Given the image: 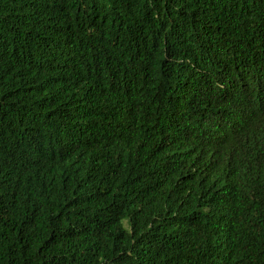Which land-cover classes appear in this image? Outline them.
<instances>
[{
    "label": "trees",
    "instance_id": "trees-1",
    "mask_svg": "<svg viewBox=\"0 0 264 264\" xmlns=\"http://www.w3.org/2000/svg\"><path fill=\"white\" fill-rule=\"evenodd\" d=\"M0 264H264V0H0Z\"/></svg>",
    "mask_w": 264,
    "mask_h": 264
}]
</instances>
